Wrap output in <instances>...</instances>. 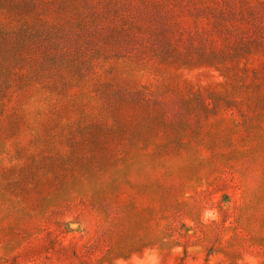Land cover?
Returning <instances> with one entry per match:
<instances>
[{"label":"rangeland","instance_id":"374dc122","mask_svg":"<svg viewBox=\"0 0 264 264\" xmlns=\"http://www.w3.org/2000/svg\"><path fill=\"white\" fill-rule=\"evenodd\" d=\"M0 264H264V0H0Z\"/></svg>","mask_w":264,"mask_h":264}]
</instances>
